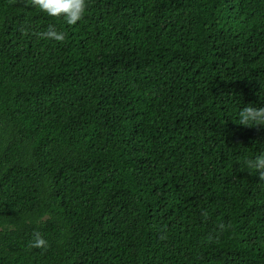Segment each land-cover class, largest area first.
Listing matches in <instances>:
<instances>
[{
    "label": "trees",
    "instance_id": "1",
    "mask_svg": "<svg viewBox=\"0 0 264 264\" xmlns=\"http://www.w3.org/2000/svg\"><path fill=\"white\" fill-rule=\"evenodd\" d=\"M85 4L0 0V264H264V0Z\"/></svg>",
    "mask_w": 264,
    "mask_h": 264
},
{
    "label": "clouds",
    "instance_id": "2",
    "mask_svg": "<svg viewBox=\"0 0 264 264\" xmlns=\"http://www.w3.org/2000/svg\"><path fill=\"white\" fill-rule=\"evenodd\" d=\"M32 3L39 10L51 17H62L67 24L71 25L81 19L85 10V0H32ZM42 36L56 41L64 39L62 32H58L50 26L48 30L41 33ZM240 123L251 125L264 122V106H254L244 104L240 112ZM251 168L255 170L259 179L264 180V151L256 154L248 161ZM33 243L37 247L46 246V241L39 235L35 234Z\"/></svg>",
    "mask_w": 264,
    "mask_h": 264
}]
</instances>
